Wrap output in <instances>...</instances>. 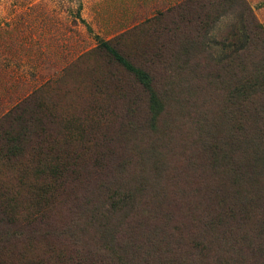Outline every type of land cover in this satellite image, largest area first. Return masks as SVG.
<instances>
[{"label": "rangeland", "instance_id": "374dc122", "mask_svg": "<svg viewBox=\"0 0 264 264\" xmlns=\"http://www.w3.org/2000/svg\"><path fill=\"white\" fill-rule=\"evenodd\" d=\"M238 1L0 0V180L15 172L2 153L16 110L49 113L50 137L78 165L47 204L30 205L18 188L16 214L0 206V264H254L264 153L242 152L227 115L231 78L214 62L231 16L204 21V47L191 44L196 16L238 13ZM246 3L264 31V0ZM101 42L149 74L162 104L155 119ZM254 56L264 59V47ZM114 191L129 198L126 217L105 213ZM223 201L234 216L218 226Z\"/></svg>", "mask_w": 264, "mask_h": 264}, {"label": "trees", "instance_id": "16d2710c", "mask_svg": "<svg viewBox=\"0 0 264 264\" xmlns=\"http://www.w3.org/2000/svg\"><path fill=\"white\" fill-rule=\"evenodd\" d=\"M240 10L238 13H203L195 17V27L191 35V44L203 48L205 38L208 35V25H202L204 21L215 24L220 16H231V30L227 37L220 42H214L221 50V55L214 60L230 75L231 84L227 98V115L230 122L238 128L240 145L245 153L249 151H261L264 153V59L255 60L254 52L258 46L264 47V31L256 21L246 0L238 1ZM99 47L111 58V65H116L126 75H130L135 83L147 94L148 109L152 119H155L162 111V104L152 86L149 74L131 64L125 57L117 52L108 42H101ZM208 48V47H207ZM206 48V49H207ZM21 110V109H20ZM12 120L17 128L11 143H5V153L2 158L7 166L15 167L14 174L8 179L0 180V206L1 214L9 218L16 214L21 194L16 189L25 191L29 204H47L56 193H62L66 181H75L78 174L75 157H70L65 149L50 137L47 124L52 117L45 111L37 113L31 111L28 116L18 113ZM13 122V123H14ZM14 123V124H15ZM50 141L52 142L50 144ZM232 147V145L230 146ZM31 151L27 159H23L24 153ZM248 151V152H249ZM209 158L213 157L212 151L208 152ZM103 160V159H102ZM253 173H248L252 176ZM219 181L222 177L217 176ZM71 178V179H70ZM222 187V182H221ZM214 196L222 193L220 186L210 190ZM129 198L114 191L104 196L105 213L108 216L128 214L127 204ZM222 212L220 222H226V216H234L232 203L223 201L218 207ZM102 215V214H101ZM229 233H226V235ZM259 239L254 249L259 253L254 264L264 263V230L259 232ZM223 236V239L225 236ZM248 250V248H246ZM259 259L262 262L259 263ZM69 264H86L81 256H74ZM232 264H238L234 262ZM243 264V261L242 263Z\"/></svg>", "mask_w": 264, "mask_h": 264}]
</instances>
